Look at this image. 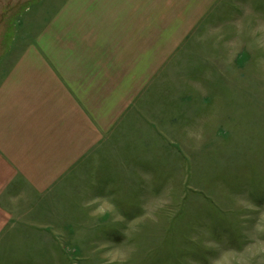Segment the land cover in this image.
<instances>
[{"label":"rangeland","instance_id":"1","mask_svg":"<svg viewBox=\"0 0 264 264\" xmlns=\"http://www.w3.org/2000/svg\"><path fill=\"white\" fill-rule=\"evenodd\" d=\"M60 61L100 100L9 198L0 264H264V0H0L1 106Z\"/></svg>","mask_w":264,"mask_h":264},{"label":"crops","instance_id":"2","mask_svg":"<svg viewBox=\"0 0 264 264\" xmlns=\"http://www.w3.org/2000/svg\"><path fill=\"white\" fill-rule=\"evenodd\" d=\"M92 38L99 40V37L95 35ZM93 43L95 42L93 41ZM88 47L91 50V46ZM96 48L98 47L93 46L95 51ZM137 53L138 55L136 56L127 55L126 57L138 64L146 63L148 60L147 51H137L132 54ZM124 62L125 64L131 63L130 61ZM29 65L30 73H27L26 78H29L28 80L31 82L30 86L36 85L32 84L34 81L33 78L37 75L36 67L33 64ZM38 66L44 67L42 71H44L45 77L39 74L41 76L40 84L50 80L51 83H56V87H53V84L51 85L52 88L47 84V88L46 85L44 87L39 85L36 90L34 89L30 93H26L23 88H20L23 90L18 94L23 97L19 99H15L14 97L8 98L10 93L6 89H3L4 96L2 103L4 108L1 106L0 98V110H3L1 112L3 116H0L3 118L0 119L1 222H3L4 214L6 213L5 206L10 205L11 201L9 198L21 197L22 184L36 180L35 176L37 175L38 169L51 165L53 158L57 160L56 162L53 161L54 165L64 166L66 169L69 164L70 144L77 151L84 149L85 101L87 98L89 106L92 105L90 108L94 109V102L100 100L99 98L97 100L94 97L92 98V93H89L91 92L90 90L87 97L84 95L86 93L85 78L78 73V71L84 69L83 67L73 64L70 65V63L65 61L52 62V68L57 71L55 73L59 77L55 78V76L47 72V66L43 63ZM31 68L34 72L33 70L31 71ZM70 70L77 71L75 80L74 78L70 79ZM14 76H17L15 80H17L16 83L18 85L23 82V72H15ZM59 80H62L61 83H66L67 85H76L77 97L68 94L60 85ZM92 115L94 116L93 112ZM71 125H73L72 128ZM61 171H63L62 168ZM46 173L44 172L43 176ZM39 180L44 182L52 181L53 177H41ZM25 188L28 190L27 187Z\"/></svg>","mask_w":264,"mask_h":264}]
</instances>
